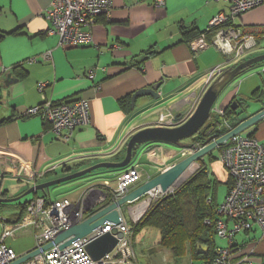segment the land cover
Segmentation results:
<instances>
[{"label": "crops", "instance_id": "crops-1", "mask_svg": "<svg viewBox=\"0 0 264 264\" xmlns=\"http://www.w3.org/2000/svg\"><path fill=\"white\" fill-rule=\"evenodd\" d=\"M50 1L0 0V198L18 197L24 193L25 181H32L31 185L39 183L42 179H38L58 169L61 173L54 178L98 161L120 160L127 140L135 131L157 125L159 112L168 109L185 112L188 106L180 109L178 100L189 91L202 96L205 81L227 59L211 43L213 35L203 34L208 45L194 52L189 45L193 38L183 34L184 29L205 31L216 14H228V6L217 0H163L162 5H156L154 0H111L108 14L100 16L89 28L91 41L72 47L59 46L57 35L47 33L50 23L45 10ZM236 23L261 35L264 4L242 13ZM263 39H257V46L247 56L264 53ZM47 52L50 56L44 58ZM260 68H264V62L231 81L215 104L221 100L220 105L226 109L233 101L239 102L240 119L264 108V70L258 72ZM89 71L93 73L91 78ZM240 77L246 78L235 84ZM39 81L47 83L42 93L36 87ZM157 83L160 84L159 100L139 96L132 105L133 92ZM249 88L253 105L244 96ZM127 96L129 102L121 104L120 100ZM165 96L171 98L158 104ZM81 97L88 100L90 120L77 127L68 141L56 138L41 115L24 113L45 100ZM230 124L235 127L239 122ZM242 134L254 136L264 145V118ZM142 149V153L149 151L141 158L142 177L129 189L158 174L152 173L154 165L171 158L179 161L178 150L166 145H147ZM210 155L218 158V150ZM64 165L71 171H64ZM214 168L207 167V174L217 182V175L225 171L216 164ZM123 169L97 170L74 181H84L83 186L88 182L100 186V178L114 176L116 179ZM14 181L18 185H12ZM216 196L217 187L214 203H217ZM23 197L0 202V209L13 203L18 211L9 218H14L20 212ZM142 198L131 206L140 208ZM9 218H0V221L12 222ZM243 234L245 237L241 240L235 236V242L244 248H253L257 258L264 257V235L260 230L255 226ZM216 241L223 243L217 238Z\"/></svg>", "mask_w": 264, "mask_h": 264}, {"label": "built area", "instance_id": "built-area-1", "mask_svg": "<svg viewBox=\"0 0 264 264\" xmlns=\"http://www.w3.org/2000/svg\"><path fill=\"white\" fill-rule=\"evenodd\" d=\"M154 1L156 5L163 4V0ZM217 1L225 3L229 13L216 14L209 21L207 31L215 29L211 43L227 59L225 65L215 68L210 74L203 85L202 93L213 78L225 68L243 60L257 46V39L264 37V31L258 35L254 31L240 28L236 23L238 16L264 4V0ZM110 6L111 0H51L45 10V16L50 23L47 33L58 35L61 46L87 44L92 39L89 28L100 16L108 14ZM189 45L194 52H198L207 47L208 43L201 34L193 38ZM48 56V52L44 54V58ZM89 76L91 77V72ZM45 86L46 82L42 81L36 84L40 93ZM200 97L193 91L184 94L181 101L178 100V105L180 109L183 106H188V109L183 113L169 109L159 112L157 125L180 124L194 111ZM24 113L41 115L50 125L55 137L62 141H68L77 127L88 124L90 120L88 100L84 97L60 103L45 100L25 110ZM224 113L225 106L213 105L210 117L221 118L222 124L218 128L223 125L225 131L217 136H210L211 140L234 128L224 118ZM205 141L206 139L202 143L194 142L195 148H177L179 159L202 148ZM217 150V159L224 167L231 183L223 202L215 207V219L205 217L204 223L212 225L216 238L223 240V243H215L211 259L194 264H264V257L257 258L253 248H244L234 239L238 233L250 232L255 226L264 235V145L254 136L239 133L224 141ZM141 151L125 169L120 171L115 179V185H112L111 178H100L98 180L100 186L88 182L84 186L83 194L75 202L67 197L52 198L49 193L39 195L27 203L25 212L18 222L4 220L0 236V264H10L18 258L15 250L5 242L7 238L15 239L21 232H31L35 240L34 249L41 248L61 231L82 222L104 205L123 196L130 186L136 184L142 177L141 158L145 153L149 154V151L145 153ZM173 191L171 187L168 192ZM164 195L159 188L153 189L140 201L141 210L136 206H128L126 216L122 208H118V224L107 222L64 247H60L64 241L53 244L20 264H138L132 244L133 225ZM95 207L98 208L94 210ZM113 230H116V233H113L117 238L116 246L99 260L92 259L86 249L87 244ZM189 264L192 262L189 261Z\"/></svg>", "mask_w": 264, "mask_h": 264}, {"label": "water", "instance_id": "water-1", "mask_svg": "<svg viewBox=\"0 0 264 264\" xmlns=\"http://www.w3.org/2000/svg\"><path fill=\"white\" fill-rule=\"evenodd\" d=\"M263 62L264 53H261L249 57L247 59L241 60L235 66H229L225 68L207 86V88L202 93V96L200 97L196 108L183 122L174 126L155 125L146 126L138 129L127 140L125 145V153L121 160L98 161L71 173L63 174L60 177L39 183H34L20 196L15 198H0V202H11L27 194L37 193L38 191H41L43 194H47L50 186L64 181L83 177L98 168L105 167L109 169L118 170L126 168L133 160V158L138 155L141 150H143L142 148L147 145L164 144L176 148H195V145L193 143L186 142L185 140L193 137L205 125L206 121L210 118V112L213 105L215 104L217 98L224 90V88L235 78ZM159 86L160 84L157 83L153 84L149 88H142L133 92L131 96L132 105L134 103V100L139 96H151L155 101L159 100L160 96L157 92ZM238 107L239 105L235 101L231 103V108L233 110H236ZM263 118L264 108L249 115L248 117L242 118V120L239 121V124L229 132L223 134L222 136L214 140H211V138L206 139L204 143L205 145L202 148L197 149L194 153L180 159L179 161L170 165L169 167L156 174L152 178L141 182L136 187L129 189L123 196L118 198L116 201L104 205L94 214L85 218L82 222L78 224H73L69 228L61 231L56 235V237L52 241L41 246V248H35L21 256H18V258L10 264L23 263L32 258L37 253H39L41 250H46L50 248L53 244H57L62 241L64 242L60 245V247H64L72 241L85 236L94 228L102 226L107 222L118 224V208H120L124 203H132L137 201L153 189L159 188L162 192L165 193V195L162 197L165 198V196L170 193L168 192L169 189L175 185L180 176L192 163L198 162L200 159H203L204 155L210 154L213 150L218 148L224 141L234 135L242 133L244 130L254 125ZM113 233H116V230H113L112 232H106L87 244L86 249L92 259L99 260L105 254L113 250V248L117 244V238L113 236ZM207 249L208 247L206 245L201 243L197 244L196 251L198 254L205 253Z\"/></svg>", "mask_w": 264, "mask_h": 264}, {"label": "trees", "instance_id": "trees-1", "mask_svg": "<svg viewBox=\"0 0 264 264\" xmlns=\"http://www.w3.org/2000/svg\"><path fill=\"white\" fill-rule=\"evenodd\" d=\"M214 32L215 29L201 32L195 29L183 30V34L189 36V39L205 33L207 35H213ZM247 58H249V56H247ZM124 101L128 103L129 97L122 98L120 100L121 104ZM237 104L239 107L236 110H233L230 104H228L225 109L224 118L229 120L230 123H238L242 120L240 118H235V116L239 115V109L242 107L239 102H237ZM216 120L217 117L212 116L206 121L199 132L190 139H187L186 142L202 143L210 136H217L224 132L225 129L217 127L218 122ZM210 158L213 160L217 159L214 155H210ZM69 169L70 168H66L64 165V171H71ZM93 172L94 171L85 176ZM230 183L231 180L227 177V187ZM216 187V180H212L208 177L206 163L199 160V167L191 176L172 193L167 194L165 198L161 197L158 199L137 223L133 225L134 234H137L147 225H153L160 231V245L168 249L175 259L181 258V256L186 254L189 256V261H191L192 264L211 259L213 256V247L217 241L212 225L205 224L204 218L209 217L212 220L215 219V207L217 203H214L213 196ZM47 193H49V190ZM36 195L43 194H39L38 192L33 193L32 197ZM208 198H210L209 202ZM28 201L29 200H24L19 203L20 212L14 218H9L10 221L15 223L21 219ZM198 243L208 247L205 253H197Z\"/></svg>", "mask_w": 264, "mask_h": 264}, {"label": "rangeland", "instance_id": "rangeland-1", "mask_svg": "<svg viewBox=\"0 0 264 264\" xmlns=\"http://www.w3.org/2000/svg\"><path fill=\"white\" fill-rule=\"evenodd\" d=\"M56 35V34H55ZM58 37V35H57ZM262 42L264 43V39L262 40ZM58 45L61 46L58 42ZM74 45H67V46H61V47H72ZM75 46H79V45H75ZM49 54V52H48ZM50 56V54H49ZM49 56L47 58H49ZM262 70H264V68H260L259 70H257L258 72H262ZM91 71L88 72V76L90 74ZM263 73V72H262ZM93 73H91V77H92ZM263 75V74H262ZM90 77V76H89ZM90 77V78H91ZM246 77H240L235 81L236 83H239L240 80L244 79ZM264 79V76L262 77ZM43 82V81H42ZM47 85V83H46ZM45 88V87H44ZM251 88H249V90L247 89V91L245 90L244 96L246 97L245 100L248 101V103L250 105H253V99H251ZM250 93V94H248ZM166 99H162V101L158 102V104L164 103L167 99L171 98V96L167 97L165 96ZM64 101H68V100H64ZM44 102V101H42ZM42 102H40L39 104H41ZM63 101H54L53 103H60ZM37 104V105H39ZM218 104H221V100L218 101ZM35 105V106H37ZM157 105V104H156ZM248 105V104H247ZM248 105V106H250ZM242 113H239V115H241ZM239 115L235 116V118H238ZM218 122V126L220 124H222V119L217 117ZM222 129H225L223 125H221ZM186 141V140H185ZM151 145H155V144H151ZM150 145V146H151ZM167 148H173L174 150L177 149L176 147H172L170 145H166ZM213 152H217V149L213 150ZM181 159V158H180ZM179 159V160H180ZM204 161L206 163V166L209 169H215L214 165H218L219 167H221L222 169H224V167L221 165L220 161L218 159H211L208 154L203 156V159H200V161ZM109 161H115V160H109ZM174 158L171 159H167L165 162L163 163H158L156 165H154V169L152 170L153 175L156 173H160L161 171H163L164 169H166L167 167H169L170 165L174 164ZM176 163V162H175ZM197 164V168L199 167V161L195 162ZM91 165V164H90ZM216 167V166H215ZM57 168V167H56ZM196 168V169H197ZM109 168H98L97 170H108ZM195 169V170H196ZM195 170L191 173H189L188 175H186L184 178H182L180 181L176 182L175 185L172 187V189H176L178 186H180L189 176H191ZM225 171V169H224ZM61 173V170L58 169L53 173H50L46 176H44L43 178H40L38 180H41V182L46 181V180H50V179H46L50 176H54L56 174ZM60 177V176H58ZM218 180L217 181V196H216V202L218 204L222 203L225 197V192H227V185L224 183V181L227 179L228 175L226 173V171L224 173H222L220 171L219 176L217 175ZM57 178V177H55ZM52 179V178H51ZM76 179H72V180H68V181H64L55 185H52L49 187V195L52 198H63V197H67L69 198L72 202L77 201L80 196L83 194L84 192V186L82 182V180H80V183H77L78 181H74ZM111 183L112 185H115V177H111ZM17 182L14 181V184L12 185H16ZM32 181H28L26 183V181L24 182V190L26 191L28 188V186H31ZM18 185V184H17ZM21 193V192H20ZM39 194H43L41 191H38ZM32 193L26 195L25 197H23L20 202L26 200V199H30L32 197ZM9 204H13V203H9ZM5 205L3 207H1L0 209V218H6V217H11V213L13 212H17L18 210L15 209V205ZM134 203H124L121 208L124 212V214L127 216L126 213V209L128 208V206L133 205ZM99 207V206H98ZM98 207H95V209H97ZM2 231V222L0 221V234ZM245 237V235L242 234H237L236 235V239L237 240H241ZM160 231L158 230L157 227L153 226V225H147L145 227H143L137 234L135 233L133 236V240H132V244L134 247V251L136 253V258H137V262H139V264H189V260H188V255H183L181 256V258L175 259L173 257V255L170 253V251L164 247H162L160 245ZM5 242L7 243L8 246L12 247L15 252L17 253L18 256H21L25 253H27L28 251H31L34 249L35 246V240L33 238V234L31 232H21L15 239H10L7 238L5 240Z\"/></svg>", "mask_w": 264, "mask_h": 264}, {"label": "bare ground", "instance_id": "bare-ground-1", "mask_svg": "<svg viewBox=\"0 0 264 264\" xmlns=\"http://www.w3.org/2000/svg\"><path fill=\"white\" fill-rule=\"evenodd\" d=\"M197 168V164L196 163H192L187 169L186 171L180 176V178L177 180L180 181L182 178H184L186 175H188L189 173L193 172L195 169ZM138 210H141V206Z\"/></svg>", "mask_w": 264, "mask_h": 264}]
</instances>
